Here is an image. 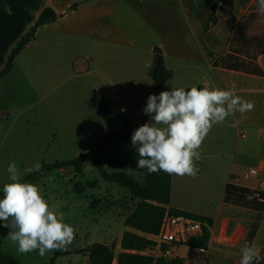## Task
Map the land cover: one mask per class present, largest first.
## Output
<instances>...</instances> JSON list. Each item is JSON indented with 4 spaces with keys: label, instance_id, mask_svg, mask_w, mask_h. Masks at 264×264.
<instances>
[{
    "label": "rangeland",
    "instance_id": "374dc122",
    "mask_svg": "<svg viewBox=\"0 0 264 264\" xmlns=\"http://www.w3.org/2000/svg\"><path fill=\"white\" fill-rule=\"evenodd\" d=\"M124 1L121 10L127 16L122 21L117 15L115 21L130 45L41 32L32 48L15 60L11 73L0 80V191L10 182L7 167L12 162L23 182L36 172L28 169L37 163L71 161L94 150L107 129L99 111L100 93L115 134L124 133L128 122L137 129L148 96L154 94L150 71L156 54L163 51L165 65L173 72L163 91H170L172 85L185 89L235 86L238 95L254 104L253 110L237 112L212 128L200 148L196 178L175 175L173 205L212 217L221 208L228 183L264 160V77H253L264 76V56L252 43L258 40L264 45V15L257 11V0H236V22L231 23L220 6L218 24L207 33L211 6L218 0L194 2L195 16L186 13L189 0ZM239 25L243 33L238 32ZM101 159L109 173L126 172L144 182L145 173L128 158L122 143L107 148ZM93 182L97 188L89 186ZM241 183L257 184L253 180ZM35 184L76 229L73 243L63 249L70 255L59 257L56 264H88L89 256L76 252L93 243L107 241L120 253L114 240H120L125 231V212L138 204L129 192L106 183L92 164L83 175L66 168L45 174ZM94 200L102 205L96 207ZM9 232L0 221V252L21 264H50L54 251L44 257L38 251L19 253ZM177 254L198 257L189 259L190 264H205V258L191 247H179Z\"/></svg>",
    "mask_w": 264,
    "mask_h": 264
},
{
    "label": "clouds",
    "instance_id": "9594fccd",
    "mask_svg": "<svg viewBox=\"0 0 264 264\" xmlns=\"http://www.w3.org/2000/svg\"><path fill=\"white\" fill-rule=\"evenodd\" d=\"M257 11L264 15V0H257ZM254 104L230 89L193 85L189 90L172 85L170 91L150 94L144 113L150 120L134 130L132 146L138 152V169L149 173L163 171L178 177L196 178L201 159L200 148L212 128L223 124L235 113L251 111ZM39 163L29 172L39 171ZM8 180L0 198V221L10 228L8 238L19 253L38 251L44 257L50 251L70 246L76 234L65 222L58 206L45 199L40 187L21 181L15 162L7 167ZM255 243L245 241L240 248L239 264H262L264 255Z\"/></svg>",
    "mask_w": 264,
    "mask_h": 264
},
{
    "label": "trees",
    "instance_id": "16d2710c",
    "mask_svg": "<svg viewBox=\"0 0 264 264\" xmlns=\"http://www.w3.org/2000/svg\"><path fill=\"white\" fill-rule=\"evenodd\" d=\"M220 6L223 7L225 14L230 18L231 23L236 22L234 10L235 0H218L211 6L208 23L204 28L205 32H208L211 26H216L218 24L216 14ZM57 19L58 15L52 8H46L42 12L33 27L19 40L10 52L4 69L0 71V80L5 79L11 73L15 60L29 45H31V43L35 41L38 30L48 24L55 23ZM243 31V26L239 25L238 32L243 33ZM252 43L257 45L261 55L264 56V45H260V41L258 40H254ZM150 77L154 84L155 95H159V93L164 90L167 82L173 77V72L166 67L165 58L161 52L156 54L154 65L150 71ZM197 87L201 88L205 86ZM189 89L190 88L186 90ZM99 111L106 123L107 133L103 141L94 150L81 154L71 161H57L53 164H43L39 171L30 174L23 182L35 184L45 174L66 168L73 169L76 175H83L84 167L90 163L95 166L99 171L101 178L106 183L123 188L130 193L132 198L138 201L134 211L125 221L126 227L147 235L156 236L159 233L163 218L168 210L172 216H186L198 221H206L212 226L213 221L211 219L170 208L173 175H169L163 171L149 173L147 169H140L145 173L144 182L140 183L126 172L109 173L106 171L101 155L107 148L118 142L123 144L126 155L136 166L139 156L131 143V136L134 132L131 123L128 122L126 124V130L124 133L115 134L103 98ZM149 120L150 117L143 111L140 126ZM89 186L95 188L96 183H90ZM254 194L255 193L251 190L231 184H228L225 188V200L227 202L231 200L236 202L249 200L254 209L264 212V192L258 193L257 199ZM0 198H3V191H0ZM209 239L210 233L206 232L204 237L193 240L190 246L193 248H206ZM153 245L154 242L146 237H141L131 232H125L120 244V247L123 250L122 253L116 254V248L114 246H107L100 243H94L76 253L87 254L89 256V264H114L115 261L116 264H187L185 259L178 257L172 260H166L164 258L155 259L153 257L128 253L129 251L142 252ZM66 255H70V253L63 251V249L54 251V257L51 258L50 264H55L59 257ZM0 264L21 263L17 258L0 252ZM262 264H264V262H262Z\"/></svg>",
    "mask_w": 264,
    "mask_h": 264
},
{
    "label": "crops",
    "instance_id": "0c3cea01",
    "mask_svg": "<svg viewBox=\"0 0 264 264\" xmlns=\"http://www.w3.org/2000/svg\"><path fill=\"white\" fill-rule=\"evenodd\" d=\"M197 1L198 0H189L186 2L185 9L188 15L195 16L197 5H195L194 2ZM124 2V0H0V68L7 62V58L12 49L33 27L46 8H52L57 13L58 19L55 23L48 24L39 29L36 38L41 32H46L59 38H72L78 41L103 43L112 46L130 45L129 41H127V36L115 21L117 15L122 17V21L127 16V11L121 10ZM207 33H209V31ZM34 42L31 43L26 50L32 48ZM160 52L163 54L164 58H166L164 52ZM100 95L102 101L103 96L101 93ZM252 166L260 167L261 175L264 174V160L257 161L252 164ZM174 179L175 175H173L172 180V195L174 193ZM259 180H253L257 182L256 187L242 184L241 182L245 180H241L236 184V178L228 184L237 185L247 190H254L258 187ZM97 187L98 186L95 188ZM100 201L101 200H94V205L96 207L101 206L102 201ZM170 208L202 216L213 221V232L210 235L209 243L206 248H193L190 245L174 248L175 257L185 259L187 264H190L188 262L189 259H197L198 257L179 256L177 254V249L179 247L193 248L199 253V258H205V264H239L241 258L240 248L245 241L255 243L264 250V212L254 209L249 200L242 202L231 200L227 202L224 195V201L222 202L220 210L212 217L200 215L181 207H175L172 200ZM132 212H125L123 221L124 226L125 221ZM125 232H131L138 236L146 237L154 242V236L135 231L125 226V231L122 233L121 239L115 238L114 240L118 246H120ZM103 244L110 246L107 241ZM154 246L155 243L142 252L129 251L128 253L153 258H155L153 254L158 253L160 255L159 258H162L157 249L152 250ZM199 249L206 250V253L201 254ZM122 252L123 250L120 249V253ZM263 254L264 251H262V255Z\"/></svg>",
    "mask_w": 264,
    "mask_h": 264
},
{
    "label": "built area",
    "instance_id": "2783aa9c",
    "mask_svg": "<svg viewBox=\"0 0 264 264\" xmlns=\"http://www.w3.org/2000/svg\"><path fill=\"white\" fill-rule=\"evenodd\" d=\"M261 168L258 166H250L243 173L241 178H236V184L241 180H259ZM237 186V185H234ZM253 191L255 198H258V193L264 192V181L259 180L258 187ZM212 234V226L208 222L198 221L186 216H172L169 210L166 212L159 233L154 236L155 246L161 257L166 260H172L175 257L174 248L178 246H188L193 240L204 237L205 233ZM201 254H205L206 250L199 249ZM116 264V261L115 263Z\"/></svg>",
    "mask_w": 264,
    "mask_h": 264
},
{
    "label": "water",
    "instance_id": "95a60500",
    "mask_svg": "<svg viewBox=\"0 0 264 264\" xmlns=\"http://www.w3.org/2000/svg\"><path fill=\"white\" fill-rule=\"evenodd\" d=\"M160 53V52H159ZM69 169H71V168H69Z\"/></svg>",
    "mask_w": 264,
    "mask_h": 264
}]
</instances>
